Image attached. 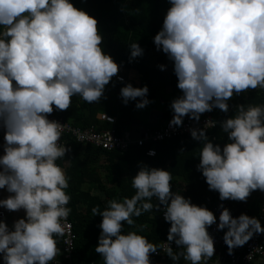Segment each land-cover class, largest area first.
<instances>
[{"label": "clouds", "instance_id": "obj_1", "mask_svg": "<svg viewBox=\"0 0 264 264\" xmlns=\"http://www.w3.org/2000/svg\"><path fill=\"white\" fill-rule=\"evenodd\" d=\"M167 2L153 44L172 63L182 93L170 103V127H181L186 116L198 123L213 109L228 113L234 95L264 90V0ZM102 43L98 21L70 0H0V189L12 194L0 200V207L26 213L12 230L0 220L3 264H50L60 253L54 236L64 235L71 197L66 193L69 178L56 161L71 149L59 143L64 125L48 116L54 108L68 110L73 96L89 104L107 99L105 86L119 66L103 52ZM128 47L130 62L143 55L138 43ZM119 95L125 106L138 98L137 109L150 103L147 86L129 83ZM216 126L209 119L203 128L189 130L194 141L203 142L197 171L208 190L217 192L220 201L238 202H246L253 191L264 193V106L237 105L231 117L219 122L229 141L223 148L206 135V128ZM138 168L131 178V198L109 200L103 210L92 208L93 217H101L95 252L103 264H151L150 255L158 249L173 262L183 258L188 264H208L215 252L207 231L213 224L217 231L227 229L222 239L228 255L254 234H264L257 218H233L223 204L217 224L213 212L171 190L169 171L144 164ZM153 210L162 211L170 224L167 242L150 243L135 231L123 234L125 223L134 226L133 217Z\"/></svg>", "mask_w": 264, "mask_h": 264}, {"label": "trees", "instance_id": "obj_2", "mask_svg": "<svg viewBox=\"0 0 264 264\" xmlns=\"http://www.w3.org/2000/svg\"><path fill=\"white\" fill-rule=\"evenodd\" d=\"M70 2L98 21L99 31L103 35L102 50L117 63L119 72L105 86L104 95L107 99L102 98L98 104H89L79 96H73L68 110L57 111L54 108L52 115L80 129L98 126L110 129L113 126L115 133L121 135L130 118L136 117L138 113L143 116L150 109L145 107L137 109L135 104L139 102V98L137 101H129L127 106L122 103L120 89L130 83L137 88L147 86L146 98L152 102L151 107L165 108L163 119L165 122L172 119L170 103L182 93L176 87L177 79L173 73L172 63L163 52L157 51L153 44V37L161 30L164 15L170 7L167 0H70ZM134 42L143 49V55L130 62L128 45ZM159 65H165L166 70L161 71ZM124 70L135 72L139 76V84L127 80L122 74ZM118 76L123 77L126 83H119ZM168 87L173 89L171 94L166 92ZM228 103V113L213 109L200 117L202 119L208 115L211 120L217 122L215 128L211 127L205 131L209 140L219 144L221 148L229 141L219 127V122L231 117L237 105L264 106V90L257 88L241 93L240 96L234 95ZM100 114L114 117V125H99ZM186 118L188 117L184 119ZM64 144L71 149L60 159V164L62 167L65 166L64 172L69 178L66 193L71 197L67 205L71 208V213L68 217L77 236L72 257L74 264H103L102 258L95 252L101 217L99 215L93 217L92 208L99 206L103 210L109 200L116 199L122 202L125 197L131 198L135 194L131 178L139 171L140 164L169 171L172 176L171 190L178 182L182 183V196L190 198L191 203L196 206L206 207L211 211L220 201L219 194L208 190L204 177L197 171L203 142L194 141L191 136L146 143L142 147L133 144L124 152L102 151L77 143L69 135L64 136ZM150 148L156 152L153 157L146 156ZM262 195L261 192L251 203L249 211L251 217H256ZM150 202L154 205L158 203L155 198ZM133 219L135 225L129 226L125 223L123 234L135 231L138 235L146 237L150 243L157 245L167 240L170 224L162 220L161 211L144 212L140 217ZM141 225L144 226L143 230L140 228ZM56 238L60 243V237ZM182 259L171 262L166 256V260L161 262L153 254L150 255L151 264L165 262L180 264Z\"/></svg>", "mask_w": 264, "mask_h": 264}, {"label": "built area", "instance_id": "obj_3", "mask_svg": "<svg viewBox=\"0 0 264 264\" xmlns=\"http://www.w3.org/2000/svg\"><path fill=\"white\" fill-rule=\"evenodd\" d=\"M121 76L117 77V81L121 84H125L126 80L123 78V82L120 81ZM49 120H54L59 122L61 125H64L63 132L61 134V139L59 143L64 145V136L69 135L71 136L77 143L83 145H89L93 148L107 151V152H115V151H126L131 145L136 144L137 146L142 147L146 143H157L162 142L164 140L174 139L180 136H190V129L192 128H203L205 121L211 119L210 116L205 115L200 121L194 122L193 120L186 118L183 120V124L181 127L169 126V122L171 119L164 122L163 125L154 129L144 131L142 136L134 137L130 135L128 132H122L121 135H117L115 133V128L112 125L115 123L114 117H111L107 114H100L99 116V125H110V129L105 128H96L90 127L87 129H80L71 125L68 122H64L61 119L55 118L52 114L48 116ZM211 127L206 128L205 130ZM3 129V128H0ZM150 150H154L150 148L146 152V156L153 157L154 155H148ZM154 153L155 150H154ZM56 164L62 168L60 164V159L56 161ZM261 192L259 190L253 191L250 196L247 198L246 202H238V201H219L216 206H214L211 210L213 214L217 218V224L219 223V215L221 209L218 207L220 204L227 209H229L230 214L233 218L238 217L241 214H246L250 216V205L253 202L254 198L260 195ZM3 213H0V218H3ZM161 218L163 219V212L161 211ZM261 226L264 227V193L262 195L261 204L259 209L257 210L256 217ZM208 233L214 240V247H219L228 253L227 246L223 242V235L227 229L222 231L216 230V224H213L211 227L207 229ZM77 239L76 234L73 231L72 223L67 218V222L64 224V235L60 236V253L61 257L55 258L54 261L50 262V264H74L72 262L73 252L75 248V241ZM167 242V240L162 241ZM175 251L176 245L173 243L170 245ZM158 254H153L155 257L159 258L161 261L166 259V254L163 249H158ZM228 258L233 263H244L249 264L254 261L257 257L264 258V234L256 235L254 234L253 237L244 245L243 249L236 248L233 250V255H228ZM0 264H3L2 259H0Z\"/></svg>", "mask_w": 264, "mask_h": 264}, {"label": "crops", "instance_id": "obj_4", "mask_svg": "<svg viewBox=\"0 0 264 264\" xmlns=\"http://www.w3.org/2000/svg\"><path fill=\"white\" fill-rule=\"evenodd\" d=\"M167 94H171L173 92L172 88H169L168 91L166 89ZM149 100V99H148ZM150 101V100H149ZM152 102L150 101V103L145 107V108H150L149 110H147V113L144 114L143 119L136 117H132L129 119V122L127 123L126 129H123L122 132H128L130 133V135L134 136V137H139L141 134V129H145L146 131L148 130H154L158 127H160L161 125L164 124L165 120L163 119L164 117V112H165V108L163 109H157L156 107H151ZM173 115V113H172ZM171 115V116H172ZM149 125V127H148ZM152 128V129H150ZM4 129H0V156H2L3 153V144H4ZM67 165V164H66ZM64 165L62 167V169L64 170ZM183 185L182 183L178 182L177 185L175 186V188L172 190L173 192H179L180 195H182V190H183ZM90 190H92V188H90ZM9 195H12L10 193H8L6 191V189H0V200L6 199ZM0 213H3V218H0V220L4 221L6 223V225L8 226V228L10 230H12V225L13 223L17 220V219H21L24 218L26 213L23 209L19 210V211H15V212H10L2 207H0ZM54 239L57 240L56 236H54ZM57 247L60 249V243H58L57 241ZM244 246L240 247V249H243ZM215 252H214V256L211 259H215V258H219V257H226L228 261L229 258L227 256V252L224 251L223 249L219 248V247H214ZM61 257V253H59L57 255L56 258ZM260 257H257L254 261V264H261V262H257V259ZM166 260V259H165ZM164 260V261H165ZM161 261V260H160ZM161 261V262H164ZM183 261V259H182ZM181 261V262H182ZM171 262H173L171 260ZM160 264H169L168 262L165 263H160ZM181 264V263H180ZM240 264H244V263H240Z\"/></svg>", "mask_w": 264, "mask_h": 264}, {"label": "water", "instance_id": "obj_5", "mask_svg": "<svg viewBox=\"0 0 264 264\" xmlns=\"http://www.w3.org/2000/svg\"><path fill=\"white\" fill-rule=\"evenodd\" d=\"M171 88V87H168L167 88V91L168 89ZM145 131V129H141V134L140 136H142L143 132ZM256 261V260H255ZM254 261V262H255ZM254 262H251L249 264H254ZM257 262H261V264H264V258H258L257 259ZM181 264H188V262H185L184 260L181 262ZM208 264H240V263H233L231 261H228L226 257H217L215 259H210V261L208 262Z\"/></svg>", "mask_w": 264, "mask_h": 264}, {"label": "rangeland", "instance_id": "obj_6", "mask_svg": "<svg viewBox=\"0 0 264 264\" xmlns=\"http://www.w3.org/2000/svg\"><path fill=\"white\" fill-rule=\"evenodd\" d=\"M122 74L125 76V78H127V80H132L133 82H135L136 84H139V76L135 73V72H133V71H129V72H127V71H123L122 72ZM137 117L138 118H141V116L139 115V113L137 114Z\"/></svg>", "mask_w": 264, "mask_h": 264}]
</instances>
